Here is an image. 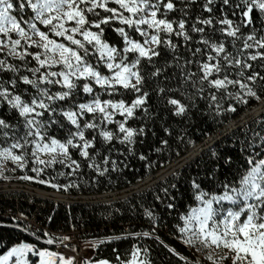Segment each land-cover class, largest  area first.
Segmentation results:
<instances>
[{
    "label": "snow or ice",
    "instance_id": "snow-or-ice-1",
    "mask_svg": "<svg viewBox=\"0 0 264 264\" xmlns=\"http://www.w3.org/2000/svg\"><path fill=\"white\" fill-rule=\"evenodd\" d=\"M179 3L182 7L178 9L177 0H0V74H11L7 80L0 78V113L6 106L11 114H0V140L6 145L0 146V166L11 161L15 165L11 171H23L31 158V171L36 175H23L20 179L63 187L65 191L75 185L52 183L54 178H43L44 169L38 165L51 167L60 163L70 169L61 171L60 176L78 174L82 162L97 177L117 171L118 161L112 153H125L115 144L125 146L128 155H136L138 138L143 144L150 131L147 121L153 117L148 89L153 82V91L160 99H165V93L180 91L187 95L192 108L197 106L198 97L206 100L208 110L216 115L235 112L233 102L247 105L250 98L264 101L260 93L264 89V0ZM193 6L200 9L195 19L191 18ZM176 11L179 18L169 19V14ZM254 11L257 17L253 16ZM112 22L120 25L112 30L122 38V48L103 38L104 26ZM126 29L134 30L143 40L132 38ZM217 34L220 39L215 38ZM173 37L177 38L175 42ZM229 44L232 51L228 50ZM129 54L134 58L129 60ZM145 62L151 69L147 76L143 70ZM161 76L169 82L177 81V87L161 86ZM189 86L193 90L190 94L181 91ZM81 92L88 99L82 100ZM128 93L134 94L130 103L123 98ZM104 95L108 98H102ZM116 96L121 98L115 99ZM166 103L174 116H184L189 111V105L170 95ZM117 115L122 119H115ZM130 120L143 123L131 127ZM113 124L114 130L108 127ZM67 125L71 129L65 139L53 134ZM89 130L91 138L87 136ZM163 131L171 135L169 128ZM260 140L264 141V136ZM168 147L169 141L161 139L160 147L152 150L162 153ZM72 150L78 152L80 160L72 157ZM242 151L246 153V166L238 169L232 180L220 182L219 192L204 191L192 182L197 205L179 217L183 226L177 227L178 239L185 246L200 244L221 250L217 258L207 257L212 264H225L228 260L231 264H264V143L253 147L246 142ZM41 155L49 158L42 159ZM138 159L147 161L148 168L153 166L143 153ZM225 163L230 165V156ZM161 191L164 198L157 195L155 199L161 204L167 199L165 207L174 209L171 201L175 197L169 195V188ZM144 215L150 220L148 230H125L126 235L135 240H154L171 256L188 264V257L160 239L159 219L153 211L145 208ZM43 236L48 237L43 241L45 245L57 240L63 244L70 239L55 238L47 231ZM123 238L116 235L107 239ZM40 239L36 235V240ZM96 244L92 242L90 246L95 248ZM71 250L75 252L76 248ZM151 251L133 243L126 259L113 248L115 261H78L76 256L66 257L48 247L21 241L0 254V264H31L29 254L36 258L35 264H155Z\"/></svg>",
    "mask_w": 264,
    "mask_h": 264
},
{
    "label": "trees",
    "instance_id": "trees-1",
    "mask_svg": "<svg viewBox=\"0 0 264 264\" xmlns=\"http://www.w3.org/2000/svg\"><path fill=\"white\" fill-rule=\"evenodd\" d=\"M114 6V5H109ZM182 5L177 0V8ZM200 9L193 6L191 10V18L195 19L196 13ZM15 14V13H14ZM218 14V13H217ZM206 16L207 13H204ZM180 16L179 11L169 14V19ZM253 16L257 17L258 13L253 12ZM191 24V20H189ZM117 22L105 27L104 39L111 44L123 47L122 38L113 30V27H119ZM129 35L138 40H143L134 30L126 29ZM248 31V29H244ZM195 36V34H193ZM12 38H16L12 34ZM220 39L219 34L215 37ZM61 40L60 38H56ZM174 42L177 40L173 37ZM183 45L182 40L180 41ZM228 50L232 51L229 44ZM36 51V49H32ZM166 53V50H163ZM181 52H184L181 46ZM134 57L129 54V60ZM95 63V60L92 61ZM35 62L33 61L32 64ZM159 63H163V57ZM192 70L195 71V65H192ZM144 74L147 76L150 67L146 62L144 65ZM101 71L107 74V70L101 67ZM172 70H169L167 75H171ZM11 74H0V78L7 80ZM161 86L175 88L177 81H166L164 76L160 77ZM23 87V86H21ZM155 82L149 87L151 93L148 105L151 109L152 119L147 121V127L150 131L144 143L136 144V155H128L125 146L115 144L117 149L125 153L124 156L112 153V158L117 159L118 169L115 172L110 171L104 177H97L94 171L87 168L86 163L82 162V168L78 174L72 176H60L61 171L68 172L70 169L63 167L60 163H55L51 167H44L42 173L43 178L51 179L52 183L59 185H75L67 191L63 187L52 188L47 184H38L35 181H26L24 183L29 187L41 189L48 193H58L65 197L74 198V203H55L41 199L30 198L26 194L17 192L0 193V254L6 251L7 247L18 242L33 243V241L21 233L10 227V221L6 220V212H20L28 216H33L39 219L44 225H47L51 230H60L67 232L69 229H75L86 233V237L90 239L102 238L104 243L96 247L95 257L97 259H109L115 261L116 253L113 248H116L122 258H128L127 253L131 250V245L137 243L138 246H147L151 248L150 258L155 264H184V261L178 260L177 257L171 256L167 250L158 242L149 238L135 240L126 235V231L142 232L148 230L150 220L144 215V209L149 208L154 215L159 219V236L160 239L175 248L181 255L188 257V264H193V261L199 260L193 249L185 246L179 237L177 231L178 226H183V222L179 219L181 214H186L188 210L197 205L194 199L195 190L192 188V182L195 181L200 185V188L207 192L213 190L219 192V183L232 180L236 176L238 169L244 164V155L242 149L246 146V142H251L253 147H256L264 141L260 140L264 136V111L261 114L253 115L252 112L260 107L264 101L249 99L247 105L236 104V111L233 113L223 112L216 115L215 111L208 110L206 100L196 99V107H191V102L187 95H182L180 91L165 93V99H160L156 92ZM55 90V89H54ZM98 90V89H97ZM186 94H190L193 90L191 87L182 89ZM261 95H264V89H260ZM172 96L180 100L182 103L189 105V111L184 116L172 115L170 106L166 103V97ZM207 96V93H205ZM82 100L88 97L80 93ZM134 94L128 93L123 98L130 103ZM102 98H108L104 95ZM120 99V96L114 97ZM4 115L8 113L6 106L3 107ZM141 113L138 111L137 115ZM91 119V117H88ZM115 119H122L119 115ZM13 123L16 121L13 120ZM143 121L130 120L131 127H139ZM115 129V125L108 126ZM164 128H169L171 135H166ZM71 129L67 125L64 129H56L53 134L57 138L63 140L66 138V133ZM155 133V135H153ZM88 138L92 137V132H87ZM166 139L169 141V147L165 148L162 153L154 152L152 149L160 147V140ZM211 140V145L203 149L200 154L191 157V152L202 147V145ZM115 143V142H113ZM0 146H6L0 140ZM100 141L97 136L96 147L99 148ZM258 150V149H257ZM93 151V150H90ZM104 153H107L105 148ZM30 154L31 149H28ZM143 153L148 156L153 163L151 168L146 167L147 161L138 159V155ZM74 159L80 160L76 150L71 151ZM231 157V163L226 164L225 161ZM32 163L29 158V163L22 172L10 171L18 174H28L35 176L31 172ZM173 170L171 173H169ZM164 171V172H163ZM175 172L176 175H172ZM169 173V174H167ZM156 181L154 185L144 188L139 192H135L134 187L148 180ZM22 182V181H15ZM175 184V188H170V185ZM161 188H169V195L175 199L171 202L175 205L174 209H167L165 204L168 203L164 199V204H161L155 199L157 195L164 198V193ZM121 192V193H120ZM114 195L112 198L122 195L125 197L116 198L110 202H102L103 199H85L83 203L75 198H96L102 195ZM111 198V199H112ZM110 199V198H105ZM48 217H52L51 220ZM122 235L121 240H108V237ZM200 261V260H199ZM200 264L201 263L200 261Z\"/></svg>",
    "mask_w": 264,
    "mask_h": 264
},
{
    "label": "built area",
    "instance_id": "built-area-1",
    "mask_svg": "<svg viewBox=\"0 0 264 264\" xmlns=\"http://www.w3.org/2000/svg\"><path fill=\"white\" fill-rule=\"evenodd\" d=\"M264 102L261 103L260 107H258L255 111L257 114H261V112L264 111ZM252 112V113H253ZM6 165V164H5ZM11 168H14L11 166ZM16 172H22V170L16 168ZM19 188H26V189H33L35 191H38L39 189H35L32 187H28L27 185H19L17 186ZM41 191V190H39ZM11 191H7L4 193H8ZM44 192V191H41ZM17 193H22V192H17ZM24 194L31 196L30 194L23 192ZM22 193V194H23ZM46 193V192H44ZM50 196L53 195H58L59 197L65 198V196L59 195V194H52V193H47ZM49 200V199H48ZM50 201V200H49ZM57 202V201H53ZM59 203V202H57ZM69 203V202H68ZM64 203V204H68ZM6 220H9L10 222V227L17 232L21 233L22 235H25L29 237L33 243H36L37 245H45L43 243L44 240H46L48 237L43 236V233L45 231L49 232L53 237L55 238H62L64 236H68L70 239L68 241H65L63 244H60L57 241H54V246L52 245H47L51 247H55L54 251H59L62 254H64L66 257L67 256H76L77 260L79 261L81 258H90L91 260L94 259L95 257V250L96 247L99 246L101 243L99 241L103 240L102 238L99 239H90L86 237V233H83L82 231H77L75 229H69V231L64 232L60 230H51L47 225H44L39 219L33 216H28L26 214H22L20 212H12V211H7L5 217ZM36 235H40L41 239L39 241L36 240ZM104 241V240H103ZM92 242H97L96 247L93 248L90 246ZM67 245V246H65ZM75 247L76 251L73 252L70 247Z\"/></svg>",
    "mask_w": 264,
    "mask_h": 264
},
{
    "label": "rangeland",
    "instance_id": "rangeland-1",
    "mask_svg": "<svg viewBox=\"0 0 264 264\" xmlns=\"http://www.w3.org/2000/svg\"><path fill=\"white\" fill-rule=\"evenodd\" d=\"M60 39H62V38H60ZM41 158L42 159H48L49 157L47 155H41ZM11 166L15 167V165H13L11 163V161L4 162L3 165L0 166V167H2V170H0V193H4V192H7V191H11V192H18L19 191V192H22V193L26 192V193L31 195V196H29L30 198L37 199V200L41 199V200H45V201H49L50 200L49 202L57 201L59 203H68V202L69 203H74L72 201V199H74V198H71V197L62 198V197H59L58 195L50 196V195L47 194L48 192H46V193H44L45 191L41 192V191H43L41 189H39L41 191H39V190L35 191L33 189H26L24 187H22V188L17 187L19 185H27V184L24 183V180L20 179L19 177H21L23 175H28V174L21 175V174H18V173H12V172H10L11 169H12ZM38 167L44 168L43 165H38ZM172 171L173 170H171L169 173H171ZM169 173H167V174H169ZM17 180L18 181H22V182H15ZM139 185H140L139 187L134 188L135 191L143 190V188H145L146 186L150 185V182L149 181H145V182H143V184H139ZM22 193H20V194H22ZM53 193L54 194H58V193H55V192H53ZM120 197H124V195H122ZM120 197L117 196V197H114V198H120ZM75 199H77V200L81 201V203H83V200L88 199V198L83 197V198H75ZM100 199L107 200L105 198H100ZM103 200H101V201H103ZM52 246H54V244H52ZM38 247H48L49 250H52V251H54V248H55V247H51V246H47V245H40V244L38 245ZM188 248L193 249V251L197 255V258L203 264H212V261L207 259V257L211 255L213 258H217L218 255L221 252V250L215 249L214 246L213 247H204L203 245H200V244H197L195 247H188ZM70 249H72V248L70 247ZM29 259H30L31 264H35V259L36 258L31 257V255L29 254ZM225 264H231V261L228 260V261L225 262Z\"/></svg>",
    "mask_w": 264,
    "mask_h": 264
},
{
    "label": "water",
    "instance_id": "water-1",
    "mask_svg": "<svg viewBox=\"0 0 264 264\" xmlns=\"http://www.w3.org/2000/svg\"><path fill=\"white\" fill-rule=\"evenodd\" d=\"M253 115H256V112H254L253 113ZM211 145V140H209L208 142H206V143H204L203 145H202V147H199V148H197L195 151H193V152H191V157H193V156H196V155H198V154H200V152L203 150V149H205V148H207V147H209ZM194 153V154H193ZM193 154V155H192ZM149 182H150V185H148V186H146V187H149V186H152V185H154V183L156 182V181H153V180H148ZM140 185H138V186H136V187H134V188H137V187H139ZM145 187V188H146ZM133 188V189H134ZM144 189V188H143ZM139 191H141V190H138V191H135V192H139ZM121 193V192H120ZM120 193H114L113 195H102V196H98V197H96V198H88V199H98V198H110V199H107V200H103L102 202H110V201H113L114 199H116V198H113V199H111L114 195H117V194H120ZM127 196V195H126ZM125 197V196H124Z\"/></svg>",
    "mask_w": 264,
    "mask_h": 264
},
{
    "label": "bare ground",
    "instance_id": "bare-ground-1",
    "mask_svg": "<svg viewBox=\"0 0 264 264\" xmlns=\"http://www.w3.org/2000/svg\"><path fill=\"white\" fill-rule=\"evenodd\" d=\"M263 107H264V105H263ZM193 154H194V153H193ZM193 154H192V155H193Z\"/></svg>",
    "mask_w": 264,
    "mask_h": 264
}]
</instances>
